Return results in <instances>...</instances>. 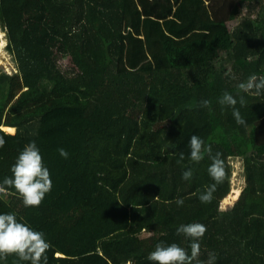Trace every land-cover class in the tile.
<instances>
[{
  "label": "trees",
  "instance_id": "1",
  "mask_svg": "<svg viewBox=\"0 0 264 264\" xmlns=\"http://www.w3.org/2000/svg\"><path fill=\"white\" fill-rule=\"evenodd\" d=\"M173 1L174 13L159 0L142 20L133 0H0L17 63L16 72L0 70V127L16 129H0V183L33 141L52 181L39 207H24L11 189L0 195V214L44 233L47 264H154L157 243L190 254L192 241L176 229L191 223L207 229L200 260L215 253V264H264V94L238 88L264 76V0ZM129 36L155 65L128 66ZM225 91L247 101L236 105L245 125L217 102ZM193 135L225 164L207 204L199 195L214 183L211 161L190 160ZM231 159L244 163L246 184L222 211Z\"/></svg>",
  "mask_w": 264,
  "mask_h": 264
},
{
  "label": "clouds",
  "instance_id": "2",
  "mask_svg": "<svg viewBox=\"0 0 264 264\" xmlns=\"http://www.w3.org/2000/svg\"><path fill=\"white\" fill-rule=\"evenodd\" d=\"M241 92L252 96L264 94V76L257 77L252 74L246 82L238 84ZM222 107H230L232 116L238 125H245L246 121L241 116L236 107L239 102L241 107L246 106L247 101L241 95L239 100L231 93L225 91L217 101ZM210 100H201L199 107L210 108ZM16 132V131H15ZM4 146V140L0 139V148ZM190 160L194 163L201 162L207 156L211 164L208 167V174L214 183L205 186V190L199 195L201 203H211L216 191V186L223 183L226 177L224 160L222 153L213 154L211 144L205 145L204 140L193 135L190 138ZM62 158H68V152L61 148L58 150ZM184 159L183 153L180 160ZM11 177H6L0 183V195H6L9 190H14V194L22 201L26 208L39 207L44 197L51 191L52 181L50 172L45 167L43 157L36 143L33 141L27 144L18 154L14 164L11 166ZM193 178V170L188 168L182 173V179L189 181ZM171 203V201H169ZM177 206H183L184 200L177 198ZM206 227L199 223L182 224L177 229L178 235L183 234L190 239L191 252L172 243L165 246L157 243L148 259L154 264H215L216 254L209 253L206 260H200L199 241L206 232ZM51 244L45 239L44 233L34 230L27 223L18 221L15 213L0 214V261H7L8 257L14 256L18 262H28V264H47V252Z\"/></svg>",
  "mask_w": 264,
  "mask_h": 264
},
{
  "label": "rangeland",
  "instance_id": "3",
  "mask_svg": "<svg viewBox=\"0 0 264 264\" xmlns=\"http://www.w3.org/2000/svg\"><path fill=\"white\" fill-rule=\"evenodd\" d=\"M133 1H135L137 9L140 12V14L143 15L145 19L149 18V14L145 13L147 8H149L151 12V8L148 4V0H144V2H146V5H144L145 9H143V11L137 3L138 0H133ZM140 1H143V0H140ZM145 19L142 18V20H145ZM130 23H132V21ZM228 25H229V29H231L234 26V22H229ZM142 42H146V40L143 39ZM123 43L126 46L125 48H128L129 46L130 49L129 50L125 49L123 51V55L121 56H123L129 62L128 66L130 68L132 67V63L133 64L139 63V65H141L143 63L147 64L148 62H151L153 64V62H155V59L152 58L150 54L146 55L147 51H145V53L136 51L139 48V44L137 48L135 40L131 39L130 36L126 37L125 40L123 39ZM6 45H7L6 34L3 32L0 26V70L5 71L7 73H13L17 71V63H16V59L14 55L9 52ZM262 151L264 152V148L262 149ZM230 165L232 169L231 190H230L229 195L223 200L221 204L222 211H226L233 207V205L237 202L241 191L244 190L245 184H246L245 175H244V163H242V161H240L239 159H231ZM233 192H236L238 195L234 201H231L230 195Z\"/></svg>",
  "mask_w": 264,
  "mask_h": 264
},
{
  "label": "crops",
  "instance_id": "4",
  "mask_svg": "<svg viewBox=\"0 0 264 264\" xmlns=\"http://www.w3.org/2000/svg\"><path fill=\"white\" fill-rule=\"evenodd\" d=\"M143 2H144V0H143ZM158 2H159V0H148V4H149L150 7H154V5L158 4ZM173 2H174L173 0H170L169 8H168V11L166 12V14H169L170 12L174 13L175 10L177 9L178 4H175ZM144 3H146V2H144ZM169 16H171V15H169ZM142 18L145 19V17H142ZM152 19H154V18H152ZM153 65H155V62H153Z\"/></svg>",
  "mask_w": 264,
  "mask_h": 264
},
{
  "label": "bare ground",
  "instance_id": "5",
  "mask_svg": "<svg viewBox=\"0 0 264 264\" xmlns=\"http://www.w3.org/2000/svg\"><path fill=\"white\" fill-rule=\"evenodd\" d=\"M4 131H6L7 133H11V134H14L15 133V131H16V129L15 128H7V127H3L2 128ZM236 192H238V191H236ZM236 192H233V193H231V195H230V200L231 201H234L236 198H237V193Z\"/></svg>",
  "mask_w": 264,
  "mask_h": 264
},
{
  "label": "water",
  "instance_id": "6",
  "mask_svg": "<svg viewBox=\"0 0 264 264\" xmlns=\"http://www.w3.org/2000/svg\"><path fill=\"white\" fill-rule=\"evenodd\" d=\"M4 126L0 127V129H2ZM3 130V129H2Z\"/></svg>",
  "mask_w": 264,
  "mask_h": 264
}]
</instances>
